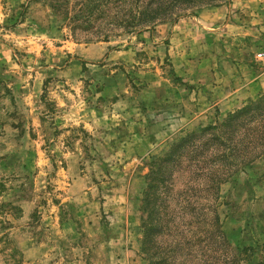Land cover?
Listing matches in <instances>:
<instances>
[{
    "label": "rangeland",
    "instance_id": "374dc122",
    "mask_svg": "<svg viewBox=\"0 0 264 264\" xmlns=\"http://www.w3.org/2000/svg\"><path fill=\"white\" fill-rule=\"evenodd\" d=\"M239 6L0 0V264H25L32 244L76 255L94 245L84 227L117 221L120 234L126 218L134 264H264V156L227 175L210 130L145 198L159 158L232 112L220 116L216 87L238 67L236 25H251ZM252 37L243 61L261 72Z\"/></svg>",
    "mask_w": 264,
    "mask_h": 264
},
{
    "label": "crops",
    "instance_id": "0c3cea01",
    "mask_svg": "<svg viewBox=\"0 0 264 264\" xmlns=\"http://www.w3.org/2000/svg\"><path fill=\"white\" fill-rule=\"evenodd\" d=\"M240 6L242 10L248 15L251 25H247L244 22L236 25L238 29L237 39L240 41V46L234 49L235 58L238 67L229 75H222V86H217L218 108L220 110V116L227 114L229 111L241 106V104L247 102L260 95L264 90V65H262V71L258 72L253 67L247 65L243 61L244 43L247 33L253 35L252 43L258 41V44L262 42L264 44V0H240ZM239 6V7H240ZM252 9H257L258 12ZM245 21V20H243ZM230 25H223L222 29ZM222 35L223 34L222 32ZM260 47L259 49H261ZM258 49V51H259ZM255 56V55H254ZM235 63V64H236ZM179 74V73H178ZM181 77L190 80L189 74L180 73ZM192 83V81H191ZM117 221H113L109 225H102L98 228L96 223L91 226L84 227L86 233L91 237V241L94 245L90 247H80L76 255H71L70 252L63 251L61 254L53 252L51 248L46 246L32 244L28 246L24 253L25 264H134L139 263L138 252L140 251L137 239L131 233L129 229L131 220L126 218L123 220L120 234L115 233V224ZM124 222L127 224H124ZM75 222L73 220L64 221L62 224L57 222L54 226L61 228L62 230H69ZM97 228L99 230H97ZM131 241H134V248H131ZM136 244V245H135Z\"/></svg>",
    "mask_w": 264,
    "mask_h": 264
},
{
    "label": "trees",
    "instance_id": "16d2710c",
    "mask_svg": "<svg viewBox=\"0 0 264 264\" xmlns=\"http://www.w3.org/2000/svg\"><path fill=\"white\" fill-rule=\"evenodd\" d=\"M144 15L145 17L143 16L142 21H148L154 17L152 14L147 15L144 13ZM130 18L135 21L137 15L131 12ZM210 130L217 131L213 134L214 138H212L211 141L219 140V143L224 146L222 150V168L225 170L227 167L225 173L227 172L229 175L240 170L242 166H247L259 157L264 156V94L256 99H251L242 108L229 112L219 125H210L202 129L200 131L201 133L193 132L185 138H182L166 156L159 158L155 172L152 171L151 173H154L155 177L149 180L150 174L147 176L148 186L145 190L146 200L155 199L152 197V193L157 192L158 189L163 186L166 177L164 175L166 173L165 167H167L166 162H168L182 146H185L191 137H199L200 134L203 133L210 134ZM173 159L170 162L174 161ZM159 177L162 183L161 185L156 183V187H154L153 182ZM223 178L224 176H222V181ZM147 240L150 241L149 236L143 240L142 250L150 255ZM152 256H154V254H152ZM149 257L150 264L156 262L155 260H151V255Z\"/></svg>",
    "mask_w": 264,
    "mask_h": 264
},
{
    "label": "built area",
    "instance_id": "2783aa9c",
    "mask_svg": "<svg viewBox=\"0 0 264 264\" xmlns=\"http://www.w3.org/2000/svg\"><path fill=\"white\" fill-rule=\"evenodd\" d=\"M255 57L257 60L264 63V49L257 51Z\"/></svg>",
    "mask_w": 264,
    "mask_h": 264
}]
</instances>
